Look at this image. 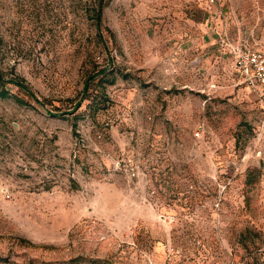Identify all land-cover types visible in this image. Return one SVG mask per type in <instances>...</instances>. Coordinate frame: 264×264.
<instances>
[{
    "label": "rangeland",
    "instance_id": "1",
    "mask_svg": "<svg viewBox=\"0 0 264 264\" xmlns=\"http://www.w3.org/2000/svg\"><path fill=\"white\" fill-rule=\"evenodd\" d=\"M222 31L264 54V0H0V264H264V105Z\"/></svg>",
    "mask_w": 264,
    "mask_h": 264
},
{
    "label": "built area",
    "instance_id": "2",
    "mask_svg": "<svg viewBox=\"0 0 264 264\" xmlns=\"http://www.w3.org/2000/svg\"><path fill=\"white\" fill-rule=\"evenodd\" d=\"M215 0H210L214 3ZM220 43L234 59V66L247 87L257 95L264 105V54L256 49L242 47L231 43L226 33L220 36ZM10 198L9 191L1 193Z\"/></svg>",
    "mask_w": 264,
    "mask_h": 264
},
{
    "label": "trees",
    "instance_id": "3",
    "mask_svg": "<svg viewBox=\"0 0 264 264\" xmlns=\"http://www.w3.org/2000/svg\"><path fill=\"white\" fill-rule=\"evenodd\" d=\"M101 9H102V4L100 3L99 6H98V10H97V15H96V22H97V25L99 26L100 22H101ZM102 72H105V71H102ZM12 84L16 85V86H19L22 90H24L28 95H30V97H32L35 101L39 102L35 97H33V94L31 92H29L28 88L23 85L22 83L18 82L17 80H12L11 81ZM2 96H7V95H3L2 93Z\"/></svg>",
    "mask_w": 264,
    "mask_h": 264
},
{
    "label": "crops",
    "instance_id": "4",
    "mask_svg": "<svg viewBox=\"0 0 264 264\" xmlns=\"http://www.w3.org/2000/svg\"><path fill=\"white\" fill-rule=\"evenodd\" d=\"M220 30L216 31L215 33L218 35V33L220 34ZM223 32V31H222ZM211 34V33H210ZM226 49V48H225ZM228 52V51H227ZM238 72V71H237ZM239 73V72H238ZM240 75V74H239Z\"/></svg>",
    "mask_w": 264,
    "mask_h": 264
}]
</instances>
